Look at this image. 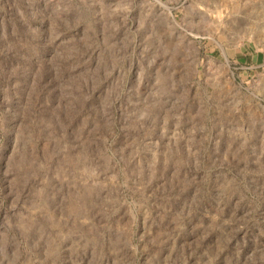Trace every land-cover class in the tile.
Instances as JSON below:
<instances>
[{
  "label": "rangeland",
  "instance_id": "obj_1",
  "mask_svg": "<svg viewBox=\"0 0 264 264\" xmlns=\"http://www.w3.org/2000/svg\"><path fill=\"white\" fill-rule=\"evenodd\" d=\"M0 264H264V0H0Z\"/></svg>",
  "mask_w": 264,
  "mask_h": 264
}]
</instances>
